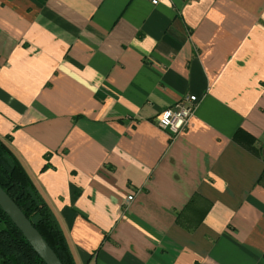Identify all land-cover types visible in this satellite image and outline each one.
<instances>
[{"label":"crops","instance_id":"obj_1","mask_svg":"<svg viewBox=\"0 0 264 264\" xmlns=\"http://www.w3.org/2000/svg\"><path fill=\"white\" fill-rule=\"evenodd\" d=\"M0 137L78 264H264V0H0Z\"/></svg>","mask_w":264,"mask_h":264},{"label":"trees","instance_id":"obj_2","mask_svg":"<svg viewBox=\"0 0 264 264\" xmlns=\"http://www.w3.org/2000/svg\"><path fill=\"white\" fill-rule=\"evenodd\" d=\"M246 147L259 153L252 141ZM257 183L264 186V168ZM0 186L26 215L61 263L78 264L56 213L19 156L9 145L7 137H0ZM0 264H45L1 207Z\"/></svg>","mask_w":264,"mask_h":264},{"label":"water","instance_id":"obj_3","mask_svg":"<svg viewBox=\"0 0 264 264\" xmlns=\"http://www.w3.org/2000/svg\"><path fill=\"white\" fill-rule=\"evenodd\" d=\"M0 207L8 215L11 221L22 232L36 253L45 264H62L57 255L32 225L18 205L8 196L0 186Z\"/></svg>","mask_w":264,"mask_h":264},{"label":"built area","instance_id":"obj_4","mask_svg":"<svg viewBox=\"0 0 264 264\" xmlns=\"http://www.w3.org/2000/svg\"><path fill=\"white\" fill-rule=\"evenodd\" d=\"M156 0H153L155 2ZM197 97L194 95H186L171 106L164 108L158 117L156 125L159 128L167 129L173 134H177L184 130L193 113ZM131 195L128 196V199Z\"/></svg>","mask_w":264,"mask_h":264}]
</instances>
